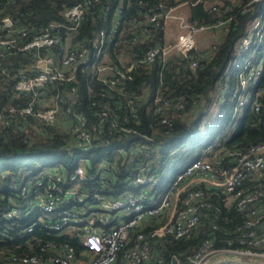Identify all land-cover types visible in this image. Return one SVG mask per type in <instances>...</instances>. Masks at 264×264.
Masks as SVG:
<instances>
[{"label": "built area", "instance_id": "built-area-1", "mask_svg": "<svg viewBox=\"0 0 264 264\" xmlns=\"http://www.w3.org/2000/svg\"><path fill=\"white\" fill-rule=\"evenodd\" d=\"M99 1L76 0L60 10L59 21L38 27L0 7V128L25 133L55 129L70 134L76 143L66 148L74 161L70 170L52 164L28 172L1 196L0 242L26 247L28 252H1L0 264H264V142L215 154L208 147L161 184L163 156L150 146L151 136L126 144L103 138L100 127L119 134L135 130L116 121V114L105 105L96 111L98 123L88 121L74 107L78 69L84 72L90 67L93 78L111 91L130 79L133 67L151 64L156 57L166 60L175 54L195 69L200 50L197 36L226 28L231 17L209 26L198 24L178 14L176 6L202 0H179L173 7H148L137 32L127 35L119 28V7L115 25L95 33L88 49L77 36L85 15ZM170 23L179 30L167 41ZM251 26L253 38L248 35ZM249 28L239 41L234 65L247 53L255 58L264 41V7ZM158 33L161 42L146 44L141 56L127 52V46L155 39ZM110 43L113 50L119 46L120 52H114L116 62L108 53ZM254 58L238 76L247 86L259 73L250 69ZM246 72L249 76L243 77ZM126 93L120 94L126 97ZM234 96L239 104L244 102L243 96ZM154 102L158 111L173 106L161 94ZM252 106L259 109L257 102ZM161 122L168 124V119L163 117ZM94 150L100 156L92 165L88 156ZM213 197L241 219L220 237L215 231L221 227L211 220ZM204 221L209 233L202 236ZM194 238L199 241L170 251L173 244Z\"/></svg>", "mask_w": 264, "mask_h": 264}, {"label": "trees", "instance_id": "trees-1", "mask_svg": "<svg viewBox=\"0 0 264 264\" xmlns=\"http://www.w3.org/2000/svg\"><path fill=\"white\" fill-rule=\"evenodd\" d=\"M75 1L0 0V7H4V13L38 27L59 21L60 10ZM158 4L168 8L179 4V0H101L93 4L85 15L77 37L90 49L88 40L95 33L101 29L110 30L115 25V13L119 7L122 12L119 28L131 35V32H137L148 7ZM187 6L189 20L205 26L231 17L226 28L222 26L213 30V33L217 32L214 48L199 50L195 69L189 67L188 59L173 54L166 60L156 57L151 64L136 65L129 73L130 79L122 80L114 91L106 89L95 80L90 67L84 72L78 69L77 80L73 83L78 87L74 107L83 111L88 121L97 122L96 113L105 105L111 113L116 114V121L128 123L135 130L132 134H119L110 131L107 126L100 127L103 138L126 144L144 140L143 136H151L150 146L161 151L163 156L161 166L164 176L161 184H166L169 177L182 171L212 145H215V152L223 153L232 148L264 142V41L256 50V60L252 64V67L259 68L258 76L249 81L250 85L245 90L241 88L238 77L240 72L228 73L231 65H234L239 41L247 34L250 23L264 7V0L257 3L252 0H202L195 4L188 3ZM213 7L216 8L214 11L211 10ZM160 37L162 33L145 43L127 46V52L141 56L145 52V45L159 44L162 40ZM113 47L110 43L108 53L116 62L114 52L120 51L119 46L116 50ZM249 74L246 72L243 77ZM123 91L127 92L126 97L120 94ZM98 92L103 96H97ZM157 94L168 100L172 108L163 107L158 111L154 102ZM234 94L244 98L249 96L250 100L246 104H239ZM252 102H257V111L253 109ZM163 117L168 119V124L161 122ZM70 142L76 145L70 134L55 129L25 133L12 128H0V201L1 196L8 192L7 188L17 182V177L26 176L28 172L35 173L52 164H61L70 170V165L74 163L70 152L66 150ZM99 154L98 150H94L88 156L90 164H94ZM25 161L30 162L28 167H22ZM4 174L5 178L2 177ZM212 201L214 215L211 220L221 227L220 231H215L220 237L232 231L241 219L231 209H224L218 197H213ZM207 233L208 222L204 221L200 234L203 236ZM198 241L197 238L189 242L180 241L170 246V251ZM217 244L220 246L222 243ZM1 252L22 255L28 251L26 247L17 248L10 243L0 242Z\"/></svg>", "mask_w": 264, "mask_h": 264}, {"label": "rangeland", "instance_id": "rangeland-1", "mask_svg": "<svg viewBox=\"0 0 264 264\" xmlns=\"http://www.w3.org/2000/svg\"><path fill=\"white\" fill-rule=\"evenodd\" d=\"M261 10V9H260ZM260 10H259V12H260ZM181 12L182 13H180V15H182V16H184L185 17V10L184 9H182L181 10ZM185 14V15H184ZM252 26H253V24H252ZM252 26L249 28V36L250 37H255L254 36V32H253V36H252V30H251V28H252ZM168 28V33H165V35H166V39H167V41L168 40H173V38H174V36L176 35V33L178 32V30H179V28L177 27V25H176V23L174 24V23H170L169 24V26L167 27ZM214 31L212 30V31H205V32H202L201 34H199L198 36H197V42H196V44H197V48L198 49H206V48H209L211 45H213V43H214V41H217V39L215 40V38H217V37H215V35L214 34H217V32L216 33H213ZM255 41H257V39H254ZM248 54V53H247ZM244 55L240 60H241V62L238 64V65H236V66H234V65H231V67H230V69L228 70V73L230 74L231 72H235L236 74L237 73H239L242 69H243V67H245L246 66V63H247V61L249 60L250 62H252L253 61V58H254V54L253 55H250V54H248V55ZM236 55V54H235ZM254 60H256L255 58H254ZM251 69V71H252V73H257V72H259V68H257V67H251L250 68ZM241 85H243L242 87H245V86H247V84L245 85V81H241ZM245 85V86H244ZM248 100H250V97L249 96H247V97H245L244 98V102H245V104L247 103V101ZM214 113H215V111H214ZM215 145H212L211 147H209V151L211 150V151H215ZM212 153V152H211ZM30 165V162H28V161H25L24 163H22V167L24 166V167H28ZM23 176V175H22ZM171 177H169L168 179H170Z\"/></svg>", "mask_w": 264, "mask_h": 264}, {"label": "crops", "instance_id": "crops-1", "mask_svg": "<svg viewBox=\"0 0 264 264\" xmlns=\"http://www.w3.org/2000/svg\"><path fill=\"white\" fill-rule=\"evenodd\" d=\"M182 9H184L185 10V17H187L188 18V6L187 5H179V6H176V12L178 13V14H180V13H182L181 12V10ZM189 19V18H188ZM166 33H168V28H167V31H166ZM215 35V37H216V34H214ZM217 38H215V40H216ZM215 42V41H214Z\"/></svg>", "mask_w": 264, "mask_h": 264}]
</instances>
